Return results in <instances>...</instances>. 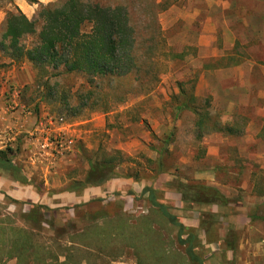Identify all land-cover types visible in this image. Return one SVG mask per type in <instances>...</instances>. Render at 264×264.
<instances>
[{"label":"rangeland","instance_id":"374dc122","mask_svg":"<svg viewBox=\"0 0 264 264\" xmlns=\"http://www.w3.org/2000/svg\"><path fill=\"white\" fill-rule=\"evenodd\" d=\"M11 2L0 0L3 5ZM156 2L165 39L159 51L179 57L164 60L168 68L160 69L152 92L126 94L128 85L108 80H96L91 87L83 75L13 63L0 52V134H4L0 148L15 150L16 162L36 184L43 185L47 192L43 201L53 208L66 187L85 179L91 162L103 154L122 153L119 171L138 173L141 180L131 182L134 188L129 185L102 194L104 201L90 211L104 210L111 221L126 217L132 225L147 215L153 220L150 194L141 193L145 187H158V202L172 208L170 212L181 223H189L185 234L195 235L194 248L181 244L179 228L156 216L154 228L165 250L160 264H241L264 258V247L258 249L264 239V206L260 214L257 209L250 217L241 210L246 204L254 209L255 195L264 194V0ZM166 3L169 7L162 10ZM3 32L4 23L0 40ZM33 41L27 38V46ZM178 83L184 84L189 97H195L192 104L197 107L210 97L212 120L235 126L241 135L210 133L200 138L196 126L200 120L182 108L187 101L180 96ZM89 90L94 91L93 97ZM18 119L19 131L12 135ZM169 134L171 140L164 144ZM163 146L168 174L155 179V161ZM215 166L222 183L217 189L230 205L211 210L218 221L207 220L205 234L196 232L198 214L181 211L180 197L163 192L160 186L171 176L197 183L196 177L208 175L206 170L212 172ZM72 202L68 200L64 207ZM29 207L27 201L16 204L0 191V219L8 217L24 227ZM62 215L64 220L74 218L72 209ZM36 229L44 239L53 236L47 225ZM227 237L234 251L227 248ZM101 252L98 248L89 263L139 264L130 242L114 241L106 253Z\"/></svg>","mask_w":264,"mask_h":264},{"label":"trees","instance_id":"16d2710c","mask_svg":"<svg viewBox=\"0 0 264 264\" xmlns=\"http://www.w3.org/2000/svg\"><path fill=\"white\" fill-rule=\"evenodd\" d=\"M30 2L38 4L37 0ZM159 7L156 0H57L53 4L39 5L32 20L16 8L15 12L6 14L0 52L13 63L28 62L44 71L47 68L62 69L67 75H83L91 87L96 86V80H108L110 83L128 85L130 89L126 94L136 96L144 91L152 92L159 82L160 69L168 68L164 60L170 56L179 57L159 51V47L165 44L159 23ZM168 7L166 3L162 10ZM29 37L34 41L27 46ZM178 88L180 96L186 97L187 101L182 108L191 110L200 120L196 125L200 138L210 133L241 135L242 132L235 126L218 119L212 120L208 111L210 97L205 99L204 105L197 107L192 104L196 101L195 97L188 96L184 84L178 83ZM88 95L93 97L95 93L89 90ZM171 137L172 134H169L164 144ZM164 148L159 151V158L155 161V179L168 174V169L164 167ZM15 155V150L10 146L0 150V173L9 175L23 186H33L38 194L44 196L47 192L43 185L36 184L35 179L24 173ZM122 156L120 152L103 154L90 163L85 179L74 181L62 194L80 197L91 188H103L116 180L140 181L138 173L124 174L119 171ZM160 188L163 192L175 193L180 197L182 211L198 214L196 232L201 230L207 234V220L218 221V216L211 210L230 205V200L219 189L201 182H184L171 176ZM158 190V187L143 189L141 195L150 194L148 200L155 208L152 210L155 216L153 220L151 215L140 217L136 225L121 216L111 221L112 218L104 210L90 211L95 204L104 201L102 196L70 207L56 208L28 201L30 207L24 216L26 226L21 227L7 220L8 217L0 219V264L12 260L16 264H90L89 258L96 257L94 252L98 248L101 253H106L114 241L125 242L126 245L130 242L139 264H160L165 250L154 228L156 216L178 227L180 243L194 248L195 235L191 232L185 234L188 227L170 212L172 208L158 202ZM70 209L74 218L64 220L62 214ZM250 219L254 220L253 217ZM38 225L50 227L53 236L44 239L37 232ZM185 235L186 239H182ZM229 240L227 237V248L234 251ZM200 264L205 263L201 261Z\"/></svg>","mask_w":264,"mask_h":264},{"label":"crops","instance_id":"0c3cea01","mask_svg":"<svg viewBox=\"0 0 264 264\" xmlns=\"http://www.w3.org/2000/svg\"><path fill=\"white\" fill-rule=\"evenodd\" d=\"M38 4L32 3L29 0H12V2L9 5L6 4H2L0 3V25H2L5 21V17L6 14L9 11H13L16 10V8H18L20 11H22V13L24 15L27 16V18H29L30 20L34 19L36 17V14L38 12L39 9V5H49V4H53L55 3L57 0H37ZM215 56V55H212ZM234 69H237L238 66H234ZM229 68V67H228ZM14 128L15 130H12V135H15V131H19V126H20V119H18L17 123H14ZM3 134V132H2ZM4 135V134H3ZM3 135L0 134V137H4ZM5 148H0V150H3ZM212 172H209L208 170H206L208 172V175H204V176H198L196 177L197 181L199 182H203L204 184L208 185V186H212V187H216V188H220L222 186V183L219 182L218 177H217V173L216 171H218V169H216V166L214 168H211ZM210 174L212 175L210 177ZM114 182V183H113ZM109 184H106L103 188H97V189H92V190H88L86 192L83 193L82 196L77 197L76 195H72V194H61L60 197H58V201L59 204H54L53 206H58V207H64L66 202L68 200H71V204L70 205H66L68 206H73L75 204H79L81 202H86L87 200L94 198V197H99L102 194L106 193H116L118 192V190H121L124 186H129L131 185V187H133L134 185L132 184L133 181L131 180H117V181H113ZM132 182V183H131ZM134 188V187H133ZM244 190L245 187H243ZM0 191L2 192L3 196H7L10 199L13 200H17L19 202H23V201H32V202H41L43 204H47L49 206H51L48 202H45L43 200H45V196H41L40 194H38V192L36 191V189L33 186H23L21 185L18 181H16L15 179H13L12 177H10L9 175H6L4 173H0ZM69 195V196H68ZM257 195V194H256ZM255 195V200H257L256 202V207L254 209H252V207H249L246 204V200L245 198H243V202H245V206H243L241 208V210H243V213L246 217H250V213L255 214L254 211L258 212L257 214H260L261 208L264 206V194L262 195ZM71 197V198H70ZM248 197L250 198V195H248ZM259 199L263 200L259 202ZM43 201V202H42ZM259 202V203H258ZM182 211V210H181ZM145 213V212H142ZM263 219V218H262ZM264 220H261V222H263ZM183 224L185 226H190L189 223H185L183 222ZM195 227V225H194ZM259 247L260 250L262 249V247H264V239L259 242ZM16 262V261H14ZM227 264V261L226 263ZM241 264H264V258H255L254 260H245L244 262L242 261Z\"/></svg>","mask_w":264,"mask_h":264}]
</instances>
